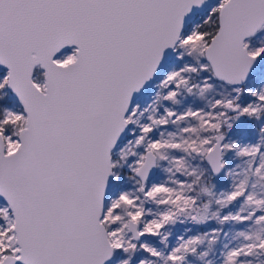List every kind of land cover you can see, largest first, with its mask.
<instances>
[{
  "label": "snow or ice",
  "instance_id": "snow-or-ice-1",
  "mask_svg": "<svg viewBox=\"0 0 264 264\" xmlns=\"http://www.w3.org/2000/svg\"><path fill=\"white\" fill-rule=\"evenodd\" d=\"M0 264H264V0H0Z\"/></svg>",
  "mask_w": 264,
  "mask_h": 264
}]
</instances>
